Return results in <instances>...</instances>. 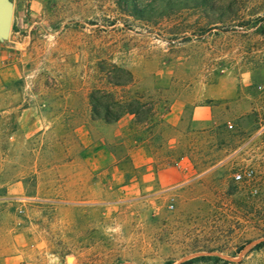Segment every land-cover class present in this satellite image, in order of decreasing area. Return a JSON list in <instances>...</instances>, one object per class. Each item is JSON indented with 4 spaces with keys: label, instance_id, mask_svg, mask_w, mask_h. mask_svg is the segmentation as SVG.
I'll return each mask as SVG.
<instances>
[{
    "label": "rangeland",
    "instance_id": "obj_1",
    "mask_svg": "<svg viewBox=\"0 0 264 264\" xmlns=\"http://www.w3.org/2000/svg\"><path fill=\"white\" fill-rule=\"evenodd\" d=\"M10 1L0 264H264V0H212L234 9L215 24L160 0H137L143 20L121 0ZM112 66L131 83L107 84ZM97 87L146 118H93Z\"/></svg>",
    "mask_w": 264,
    "mask_h": 264
},
{
    "label": "trees",
    "instance_id": "obj_2",
    "mask_svg": "<svg viewBox=\"0 0 264 264\" xmlns=\"http://www.w3.org/2000/svg\"><path fill=\"white\" fill-rule=\"evenodd\" d=\"M124 4L125 10L128 11L136 19H147L149 14L155 12L156 7L154 4L151 6L143 5L137 0H121ZM160 7L164 13H167L173 9L184 8H199L203 11L204 15L207 13H217L218 18L212 22V24L223 22V16L234 13V9L231 5L219 6L212 2V0H160ZM101 71H104L101 69ZM107 84L114 87H122L131 83L132 77L129 71L112 66V70L104 73ZM88 104L91 108V116L95 119H101L106 123H112L117 121L122 114L127 113L135 117L138 122L143 121L146 118V111L143 110V105L136 99L122 98L118 96L115 91L109 88H93L88 94ZM258 237H264V229L259 230ZM260 241L257 245L262 244ZM200 260H221L216 256H199L193 257L181 262L180 264H193ZM224 263H230L229 261L222 260Z\"/></svg>",
    "mask_w": 264,
    "mask_h": 264
},
{
    "label": "water",
    "instance_id": "obj_3",
    "mask_svg": "<svg viewBox=\"0 0 264 264\" xmlns=\"http://www.w3.org/2000/svg\"><path fill=\"white\" fill-rule=\"evenodd\" d=\"M12 10L10 0H0V39H5L9 35Z\"/></svg>",
    "mask_w": 264,
    "mask_h": 264
},
{
    "label": "built area",
    "instance_id": "obj_4",
    "mask_svg": "<svg viewBox=\"0 0 264 264\" xmlns=\"http://www.w3.org/2000/svg\"><path fill=\"white\" fill-rule=\"evenodd\" d=\"M233 178H234L235 181H239V180L242 179V175L240 173H235L233 175Z\"/></svg>",
    "mask_w": 264,
    "mask_h": 264
},
{
    "label": "crops",
    "instance_id": "obj_5",
    "mask_svg": "<svg viewBox=\"0 0 264 264\" xmlns=\"http://www.w3.org/2000/svg\"><path fill=\"white\" fill-rule=\"evenodd\" d=\"M12 3V2H11ZM23 5L22 4H18L17 5V7H18V9H19V7H22ZM12 7H13V9H15V4L14 3H12ZM18 11H20V12H22V10L20 9V10H18ZM12 13H13V10H12ZM23 15V14H22ZM22 17V16H21Z\"/></svg>",
    "mask_w": 264,
    "mask_h": 264
}]
</instances>
